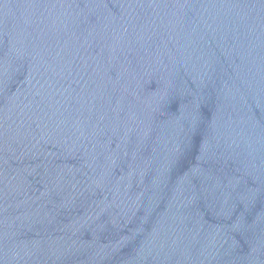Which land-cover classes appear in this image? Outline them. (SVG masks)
<instances>
[{"label": "water", "instance_id": "1", "mask_svg": "<svg viewBox=\"0 0 264 264\" xmlns=\"http://www.w3.org/2000/svg\"><path fill=\"white\" fill-rule=\"evenodd\" d=\"M0 264H264V0H0Z\"/></svg>", "mask_w": 264, "mask_h": 264}]
</instances>
